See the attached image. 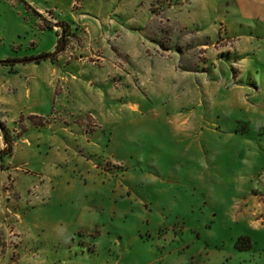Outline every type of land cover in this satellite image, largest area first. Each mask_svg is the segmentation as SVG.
<instances>
[{"label":"rangeland","instance_id":"374dc122","mask_svg":"<svg viewBox=\"0 0 264 264\" xmlns=\"http://www.w3.org/2000/svg\"><path fill=\"white\" fill-rule=\"evenodd\" d=\"M187 2L188 30L173 0H0V71L55 53L42 19L109 45L96 117L44 87L0 111V264H264V0Z\"/></svg>","mask_w":264,"mask_h":264},{"label":"crops","instance_id":"0c3cea01","mask_svg":"<svg viewBox=\"0 0 264 264\" xmlns=\"http://www.w3.org/2000/svg\"><path fill=\"white\" fill-rule=\"evenodd\" d=\"M175 1H176V5H174ZM187 1L188 0H173V4L169 5L167 12L177 13L175 18L177 19L179 24H181L183 27H185L188 30V28L194 27L197 25V23L201 22L200 19H204V17L202 15L201 17L195 15L190 16L189 14L184 15L183 12L185 9L190 8L192 13H194L196 9L193 8L192 3H188ZM196 1L204 2L207 0H196ZM196 7H199L198 2L196 3ZM174 9L177 10L174 11ZM88 20L89 19H73L69 23H66V21H59L57 19L51 20L54 21L56 23L55 24L53 22L50 23L47 20L42 19L38 21L37 29L43 30L44 28L45 30L49 28L53 31H56L57 35L59 36V29L60 27H62L64 28V39L66 37V40L68 39V35H69L68 33L72 34L74 28L76 29V32L77 29H79L76 36L78 38H81L86 43L87 40L92 41L91 39L92 38L91 34H93L92 31L97 30L98 27L95 23L89 24L90 22H88ZM109 23H112V21H109ZM90 25H92L93 27H91ZM198 29L200 30L201 28L198 27ZM201 34L206 36L204 32H201ZM104 39H102V42L101 41L95 43L93 41L90 43L88 42L86 43L87 47L86 46L78 47L77 49H73V50L67 48L65 52H63L62 54L59 53L60 55L59 54L56 55L58 57L55 56L53 61L48 59L46 63H42L41 61L40 63L35 62V63H25V64H20L18 62H15L13 63V65L19 64L21 65V67L18 68L13 67L10 70H7V68L1 70L0 71V111L5 110V112H7V115L11 112L10 106H12L15 101L17 102L18 98H14V96H16V94L17 97L20 96L19 90H21V94L24 95L25 98H30L33 95L39 99L41 95L40 94L41 88L44 87L46 89V92L48 91L50 97L54 99H56L58 95H60V97L65 99L67 98L70 101L78 100L80 102V98H84L83 95H88L87 97L88 98L90 97L91 100L90 102L83 104L82 109L79 108V111H77V109L72 108L73 106L71 105L61 106L64 111L63 113L66 115V114H73L74 112L82 111L88 113L89 115H92L93 117H96V113L100 112V110H103L102 108H104L105 95H109V94L108 93L103 94L100 86H98V85H106V79L103 82L97 81V79L95 78L91 80H85L87 75L93 73L97 67L100 68V63L90 61L89 57H87L86 54H89L88 56L93 57L92 52L93 51L97 52L98 50H100L101 53L103 52L104 54V52L109 49L108 42ZM235 39L238 40L239 42L241 40L240 37H237ZM244 46H246V44L242 43L241 48L238 47L232 49V51L229 54L243 53L244 51H246V47L244 48ZM223 50L225 49L223 48L219 52H223ZM239 50L242 51L239 52ZM44 55L46 54H41V56ZM238 64H241V62H239ZM42 96L45 97V94L41 95V97ZM42 102H44L43 99ZM50 103L52 105L54 104L53 102L49 101V104ZM46 104H48V102H46ZM137 108L138 107L136 105L133 106L134 110ZM47 112H49V110H47ZM53 113L54 110L51 111V114ZM28 115L30 118H34L35 120H46L45 119L46 117L40 111L38 112L35 110H30ZM50 117H52V115ZM43 124H46V122L43 121ZM43 124H41V126ZM51 126H53V124ZM24 142H27V139H24Z\"/></svg>","mask_w":264,"mask_h":264},{"label":"trees","instance_id":"16d2710c","mask_svg":"<svg viewBox=\"0 0 264 264\" xmlns=\"http://www.w3.org/2000/svg\"><path fill=\"white\" fill-rule=\"evenodd\" d=\"M63 30H64V28H63ZM65 36H67V35H65ZM65 42H66V37H65ZM60 43H61V37L59 38V42H58L59 46H60ZM54 58H55V56L50 58L49 60L53 61ZM2 62L3 63L1 65H10L11 64L10 60H6V61H2ZM40 62H36V63H40ZM13 63H15V62L13 61ZM34 125L41 126L40 124H36V123ZM25 132H26V129L24 128L22 134H24ZM0 136H1V138L3 140V144H4V148L0 149V154H7L8 156L11 155V152H12L11 146H12L13 139L9 135V132L7 131V129L5 128V126L1 122H0Z\"/></svg>","mask_w":264,"mask_h":264},{"label":"water","instance_id":"95a60500","mask_svg":"<svg viewBox=\"0 0 264 264\" xmlns=\"http://www.w3.org/2000/svg\"><path fill=\"white\" fill-rule=\"evenodd\" d=\"M65 47V39H64V35L61 37V43H60V46L59 48L55 51V53L53 54H50V55H44V56H39V57H36V58H31V59H27V60H21V61H18V63L20 64H25V63H35V62H40V61H43V60H48L56 55H58L60 52L63 51ZM3 62L0 61V65L2 64Z\"/></svg>","mask_w":264,"mask_h":264}]
</instances>
